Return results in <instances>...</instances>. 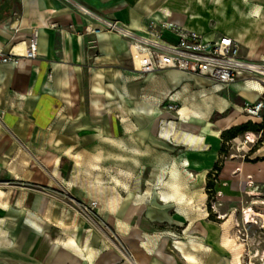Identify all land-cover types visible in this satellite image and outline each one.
Masks as SVG:
<instances>
[{
  "label": "crops",
  "instance_id": "0c3cea01",
  "mask_svg": "<svg viewBox=\"0 0 264 264\" xmlns=\"http://www.w3.org/2000/svg\"><path fill=\"white\" fill-rule=\"evenodd\" d=\"M75 1L138 34L146 32L150 19L154 17L196 31L208 39L227 35L238 41L242 56L251 60L264 59V0ZM90 22L86 15L77 11L66 0H0V51L16 56L14 63L0 62V153L5 152L2 142L7 134L17 135L22 129L39 131L51 121L76 122L71 135H84L89 128L86 123L90 117L87 107L92 106L94 113L101 115L105 120V101L111 97V88L117 90V96L121 99L123 91L133 84L134 91L130 90L128 100L131 114H137L141 104L144 114L150 116L154 113V107L138 101V92L143 95L150 94L159 79L168 83L169 92L180 86L183 87L182 91H186L187 85L200 91L199 94L206 88L210 89L214 101L206 98L205 92L200 96L203 97L209 113L215 110L221 114L211 122L203 110L182 105L175 112L186 120L179 124L178 128L182 129L179 133L167 128L172 123L168 121L169 118L177 117L172 116L169 110L159 112L158 117L164 121L159 130L163 140L180 146L189 145L193 147L191 150H196L201 146V136L208 133L212 149L215 151L222 131L245 121L256 124L262 122L264 110L259 118L249 120L240 113L243 105L239 111L238 104H232L218 93L232 90L245 103L257 98L264 100V91L245 89L238 92L241 84L221 86L177 70L156 72L149 77H142L134 70L132 39L113 32H89L85 27ZM165 34L171 38H166ZM32 35L37 39L38 54L35 58L27 59L13 52L24 51ZM162 39L175 42L177 37L172 31L164 29ZM139 78L142 79V84L133 82ZM179 92L180 90L176 91L172 96L177 97ZM96 130V137H115V134L105 132L100 127ZM200 131L203 134L199 133ZM248 132L252 131L244 132V141L247 143ZM138 135L143 138L149 136L148 128L142 127ZM241 150H246L244 152L248 160L233 159L227 162V178H233L232 189L235 185L239 187L240 182L244 192L253 189L255 194L248 193L249 197H259V187L264 188V143H257L253 147L245 145ZM57 160L56 158L55 161ZM189 165V160L184 158L181 167ZM54 175L57 179H62L59 170H54ZM115 181L119 182L117 179ZM174 182L179 184L178 191L185 184L179 179H173L171 185ZM2 195L4 191L0 189V196ZM176 195H179V192L173 191L171 187L169 193H159L157 199L167 204L172 202ZM117 206L116 200L113 201L111 208L115 209L114 218L118 223L116 235L133 250L136 249L138 256L134 261L127 258L124 260L113 253L97 262L99 250L95 244L98 237L83 240L80 229L77 234L66 236V240L56 238L57 240L50 241L45 253V256L49 257V264H176L173 255L166 253L165 246L168 240L180 239L168 232L161 237L159 244L150 250L149 245L155 234L142 232L138 219L135 223L132 222L133 216L139 217L136 207L131 204H121L118 208ZM45 208L46 201L43 200L38 210L44 213ZM2 211L18 218L20 225H26L38 235L45 236L34 221L28 223L25 220L22 208H13L3 202L0 205V212ZM143 215L151 221L166 222L175 226L182 227L186 223L185 215L178 212L168 216L160 206L146 208ZM4 223L5 219L0 216V249H9L16 237L3 228ZM192 233L202 238L208 237L209 234L204 227L189 228L185 232L186 238L195 242L201 238L192 236ZM189 247V244L185 243L184 250H190ZM206 251L200 247L192 250L198 264V254H204ZM214 253L215 247L211 246V251L206 253L208 260L212 259Z\"/></svg>",
  "mask_w": 264,
  "mask_h": 264
},
{
  "label": "rangeland",
  "instance_id": "374dc122",
  "mask_svg": "<svg viewBox=\"0 0 264 264\" xmlns=\"http://www.w3.org/2000/svg\"><path fill=\"white\" fill-rule=\"evenodd\" d=\"M165 37L171 38L168 34ZM141 81L140 78L133 80L138 85ZM130 90L134 91L133 84L123 91L121 99L117 90H109L112 94L105 101V120L94 113L92 106L87 107L89 128L84 135H71L76 122L58 121L49 122L39 131L22 129L17 135L7 134L2 142L5 152L0 153V189L4 191L0 205L7 202L13 208H22L25 220L34 221L45 236L20 225L18 218L0 212L5 219L3 228L16 237L12 247L0 249V264H49L45 253L50 241L66 240V236L75 235L80 229L83 240L98 237L95 244L99 250L97 262L113 253L134 261L138 256L136 249L116 235L118 223L114 218L115 209L111 208L115 200L117 208L121 204L134 205L139 217L133 216L132 222L138 219L142 232L155 234L150 250L168 232L180 239L177 241L183 243V248L185 243L190 246L191 239L187 240L185 232L189 228L204 227L208 237L191 235L201 238L197 242L202 241L207 246L198 247L205 251L215 247V253L211 260L207 258V251L198 254L199 264H236L232 261V249L223 243L225 237L231 240V245L239 246V264H264V188L259 187V197H249L240 182L239 187L235 185L232 189L233 178L226 175L227 162L248 160L246 150L241 147L264 143V115L260 127L249 130L255 134L252 142H245L244 132L238 131L240 126L253 123L245 121L222 131L215 151L208 133L200 131L203 134L201 146L191 150L192 146L175 145L160 137L164 121L158 115L167 111L169 104L173 106L169 112L177 118H169L172 123L166 126L172 132L182 130L178 126L186 121L175 113L182 105L203 110L212 122L221 114L215 110L209 113L200 96L205 92L206 98L214 101L210 89L199 94L200 91L187 85L186 91L180 86L169 92L168 83L159 79L150 94L138 92V101L154 107L150 116L144 114L141 104L138 113L131 114ZM178 90V96L173 97ZM218 94L239 107L244 105L232 90ZM99 127L115 137H96ZM142 127L148 128L149 136L139 137ZM232 134L235 136L231 137ZM184 158L190 162L188 167H181ZM54 170H59L62 179L55 177ZM173 179L185 183L179 188V195L167 204L160 202L159 193H169L171 187L178 191V182L171 185ZM43 200L46 208L40 213L38 207ZM157 206L165 209L168 216L178 212L185 215V225L175 226L144 217L146 208ZM243 208H251L254 213L246 222L242 220ZM173 241L176 240L167 241L165 251L174 256L176 264H181ZM189 249L184 250V254L193 253L191 246ZM180 254L182 257L183 253Z\"/></svg>",
  "mask_w": 264,
  "mask_h": 264
},
{
  "label": "built area",
  "instance_id": "2783aa9c",
  "mask_svg": "<svg viewBox=\"0 0 264 264\" xmlns=\"http://www.w3.org/2000/svg\"><path fill=\"white\" fill-rule=\"evenodd\" d=\"M66 1L91 20L85 30L95 34L113 32L132 39L134 70L142 77H149L156 72L177 70L221 86L246 85L255 81L259 85L258 90L264 91V59L251 60L242 56L238 41L232 37L222 35L208 39L196 31L154 17L150 19L146 32L138 34L102 17L75 0ZM164 29L172 31L177 40L168 42L162 39ZM37 54V39L32 35L23 56L33 59ZM15 61L16 56L0 51V62ZM167 109H173V106L169 104ZM241 110L249 118L261 116L264 100L257 98L252 102L246 101Z\"/></svg>",
  "mask_w": 264,
  "mask_h": 264
},
{
  "label": "bare ground",
  "instance_id": "6f19581e",
  "mask_svg": "<svg viewBox=\"0 0 264 264\" xmlns=\"http://www.w3.org/2000/svg\"><path fill=\"white\" fill-rule=\"evenodd\" d=\"M14 53H16L17 55H24V53H25V50L24 51H22V52H20V53H17L16 51H13ZM250 85H252V86H250ZM244 88H247V89H249V90H252V91H257L258 89H259V85H258V83H256L255 81H253L252 82V84L250 83V84H246V85H241V86H239V88H238V92L239 91H242ZM262 92V91H261ZM248 101V100H247ZM248 102H250V101H248ZM240 108V107H239ZM182 113V112H181ZM240 113H242L241 111H240ZM243 114V113H242ZM187 115V114H186ZM246 116V115H245ZM260 116H258V117H252V118H249V119H255V118H259ZM246 139H247V141H249V142H252V141H254V139H255V134L253 133V132H248L247 134H246ZM95 169V168H94ZM176 186H177V184H176ZM179 187V186H178ZM178 187H177V189H178ZM177 192H179V191H177ZM247 192L248 193H254L253 192V189L251 188V189H248L247 190ZM3 193V192H2ZM255 194V193H254ZM258 194V193H257ZM163 200V199H162ZM166 200V199H165ZM169 200V199H168ZM164 202V201H163ZM198 204V203H197ZM199 205V204H198ZM253 211H252V209L251 208H243V211H242V220H243V222H246L249 218H252L253 217ZM177 217V216H176ZM131 225V224H130ZM57 240V239H56ZM69 240H71V239H69ZM189 240V239H188ZM71 242L73 243V241L71 240ZM56 243V242H55ZM61 243V242H60ZM75 243V242H74ZM173 243L174 244H172V246H173V248H174V251L176 252V254L180 257L179 259H180V261H181V264H196V257L194 256V253H187V254H184V248H183V243L182 242H180V241H173ZM223 243L226 245V246H230V248L232 249V254H231V256H232V261L234 262V263H236V264H239L240 263V254H241V250H240V248H239V246L238 245H234L233 246V244L231 245V240L230 239H228L227 237H225V239H224V241H223ZM190 246H191V249L192 250H195L198 246H200V247H204V248H207V246H205L204 245V243L202 242V241H194L193 239H191L190 240ZM64 245V244H63ZM86 245V244H85ZM236 246V247H235ZM53 250V249H52ZM57 251V250H56ZM185 252H187V251H185ZM180 253H183V256L181 257L180 255ZM174 257V256H173ZM129 261V260H128ZM130 263V262H129Z\"/></svg>",
  "mask_w": 264,
  "mask_h": 264
},
{
  "label": "trees",
  "instance_id": "16d2710c",
  "mask_svg": "<svg viewBox=\"0 0 264 264\" xmlns=\"http://www.w3.org/2000/svg\"><path fill=\"white\" fill-rule=\"evenodd\" d=\"M260 126H259V124H256V123H250L248 126L247 125H243V126H240L239 128H238V131L239 132H246V131H249V130H251V129H254V128H259ZM231 130V129H230ZM235 136V134H232L231 135V137H234Z\"/></svg>",
  "mask_w": 264,
  "mask_h": 264
}]
</instances>
